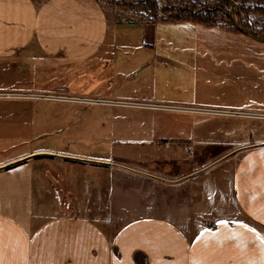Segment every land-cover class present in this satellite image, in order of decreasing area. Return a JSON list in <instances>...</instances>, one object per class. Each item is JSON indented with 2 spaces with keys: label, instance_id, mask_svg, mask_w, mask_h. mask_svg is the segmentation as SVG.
<instances>
[{
  "label": "crops",
  "instance_id": "1",
  "mask_svg": "<svg viewBox=\"0 0 264 264\" xmlns=\"http://www.w3.org/2000/svg\"><path fill=\"white\" fill-rule=\"evenodd\" d=\"M164 22L108 19L96 0H0V87L38 88L40 73L60 68L59 92L166 103L117 96L101 85L112 79L118 50L134 47V32L141 35L136 44L146 48L157 43ZM10 97H0V104L25 101ZM27 116L1 111L0 138L17 136ZM9 151L0 146V264H264V142L174 179L110 166L101 213L83 203L80 194L87 199L90 191L99 199V184L80 170L50 177L47 194L54 202L44 210L34 160L50 153L108 165L107 157Z\"/></svg>",
  "mask_w": 264,
  "mask_h": 264
},
{
  "label": "rangeland",
  "instance_id": "2",
  "mask_svg": "<svg viewBox=\"0 0 264 264\" xmlns=\"http://www.w3.org/2000/svg\"><path fill=\"white\" fill-rule=\"evenodd\" d=\"M96 1L108 19L167 21L158 24L159 41L149 48L136 44L141 35L134 32V47L118 50L112 79L103 81L102 91L113 88L117 96L153 97L179 109L125 105L110 102L119 99L104 95L59 92L60 68L46 77L40 73L38 88L0 87L10 98L25 100L4 101L0 112L28 115L20 133L0 138V146L10 147L9 152L28 147L59 149L110 161L102 165L50 153L36 156L44 210L53 201L47 194L52 190L50 177L64 176L67 170H80V176L87 173L98 182V200L91 189L87 199L86 194L80 195L89 212L101 213L107 205L112 166L174 179L264 142V41L242 30L264 39V0H142L147 1L142 6L136 5L140 0ZM40 67L44 71L47 66ZM0 82L5 83L2 73ZM80 97L98 101L76 99ZM134 115H142V120H135ZM63 191L59 195L65 199Z\"/></svg>",
  "mask_w": 264,
  "mask_h": 264
},
{
  "label": "built area",
  "instance_id": "3",
  "mask_svg": "<svg viewBox=\"0 0 264 264\" xmlns=\"http://www.w3.org/2000/svg\"><path fill=\"white\" fill-rule=\"evenodd\" d=\"M11 94L6 93V92H0V96H10ZM77 100L80 101H98L95 99H89V98H84V97H80V98H76ZM102 101V100H99ZM110 102H114V103H120V104H125V105H136V106H144V107H152V108H171V109H175L178 108L177 106H172V105H166V104H160V103H147V102H142V101H130V100H109ZM105 221H107V218H105Z\"/></svg>",
  "mask_w": 264,
  "mask_h": 264
},
{
  "label": "water",
  "instance_id": "4",
  "mask_svg": "<svg viewBox=\"0 0 264 264\" xmlns=\"http://www.w3.org/2000/svg\"><path fill=\"white\" fill-rule=\"evenodd\" d=\"M229 1V0H228ZM243 31H245L246 33H248L250 36H252L253 38L257 39V40H262L264 41V39H261L259 37H257L256 35H254L250 30L246 29V28H242Z\"/></svg>",
  "mask_w": 264,
  "mask_h": 264
},
{
  "label": "trees",
  "instance_id": "5",
  "mask_svg": "<svg viewBox=\"0 0 264 264\" xmlns=\"http://www.w3.org/2000/svg\"><path fill=\"white\" fill-rule=\"evenodd\" d=\"M225 1H228V0H225ZM147 1H142V0H140V1H138V3H136V5H143V4H145ZM149 2V1H148ZM148 8H150V7H148ZM145 10V9H144ZM147 10V12H148V10H150V9H146ZM251 130L249 129V131L248 132H250Z\"/></svg>",
  "mask_w": 264,
  "mask_h": 264
}]
</instances>
